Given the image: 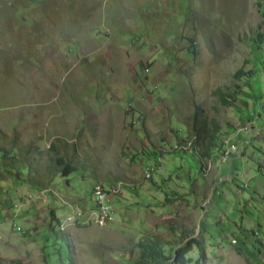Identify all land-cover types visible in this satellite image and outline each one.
<instances>
[{
  "label": "rangeland",
  "instance_id": "1",
  "mask_svg": "<svg viewBox=\"0 0 264 264\" xmlns=\"http://www.w3.org/2000/svg\"><path fill=\"white\" fill-rule=\"evenodd\" d=\"M196 106L218 127L206 156ZM28 146L25 182L0 167V264H46L51 210L74 264H160L140 237L184 234L206 264H264V0H0V148L24 165ZM96 184L120 191L104 226L73 214L96 215Z\"/></svg>",
  "mask_w": 264,
  "mask_h": 264
},
{
  "label": "trees",
  "instance_id": "2",
  "mask_svg": "<svg viewBox=\"0 0 264 264\" xmlns=\"http://www.w3.org/2000/svg\"><path fill=\"white\" fill-rule=\"evenodd\" d=\"M188 39L190 41L188 53L196 54V41L193 38L188 37ZM250 74L251 72L238 70L236 76L240 77ZM214 94L218 96L220 103L223 105H229L231 101H234V97L231 94H225L221 89H216ZM190 129L193 138L188 148L193 152L197 150L196 148L203 146V151L200 152V155L206 156L211 147L217 146L216 133L218 127L215 123L213 125L210 124L205 111L200 106H196L194 109ZM51 146L54 147V144ZM181 148L185 150L184 147ZM29 152L30 146L24 149L23 159L25 164L23 165L21 161H18L14 147L10 149L0 148V167L16 182H25L26 174L30 172L31 163L26 162ZM54 162L62 176L67 177L77 171V167L63 157H54ZM50 215L53 217L52 222L54 223H50L45 227V233L41 239L43 260L46 264H74V246L71 243L69 234L61 228V222L53 210L50 211ZM77 224L79 226L83 225L81 223ZM181 238L184 240L169 241L161 237L143 235L138 241V246L142 250L143 257L155 260L160 264H206L208 257L204 241L187 234H184ZM166 246L169 247L170 255L165 253ZM195 247L197 248L198 256L193 258L189 254ZM8 264H22V262L17 259H10Z\"/></svg>",
  "mask_w": 264,
  "mask_h": 264
},
{
  "label": "built area",
  "instance_id": "3",
  "mask_svg": "<svg viewBox=\"0 0 264 264\" xmlns=\"http://www.w3.org/2000/svg\"><path fill=\"white\" fill-rule=\"evenodd\" d=\"M235 152L236 146H234ZM228 157L226 156V161ZM119 187L114 189H105L103 184L94 185L91 192V201L93 205H97V215H90L89 208L74 211L76 219L83 221H91L92 224L104 226L114 221V214L112 211V196L118 194Z\"/></svg>",
  "mask_w": 264,
  "mask_h": 264
},
{
  "label": "crops",
  "instance_id": "4",
  "mask_svg": "<svg viewBox=\"0 0 264 264\" xmlns=\"http://www.w3.org/2000/svg\"><path fill=\"white\" fill-rule=\"evenodd\" d=\"M232 153H234V151L232 152ZM231 153V154H232ZM252 235H253V240L254 241H258L261 245H262V243H261V241H260V239H259V237H258V234L256 233V232H254V231H252ZM252 264H254V263H252Z\"/></svg>",
  "mask_w": 264,
  "mask_h": 264
},
{
  "label": "bare ground",
  "instance_id": "5",
  "mask_svg": "<svg viewBox=\"0 0 264 264\" xmlns=\"http://www.w3.org/2000/svg\"><path fill=\"white\" fill-rule=\"evenodd\" d=\"M96 215H97V212H96ZM75 219H76V217H75ZM81 220V219H80ZM83 221V220H82ZM91 222V221H90ZM92 223V222H91Z\"/></svg>",
  "mask_w": 264,
  "mask_h": 264
}]
</instances>
